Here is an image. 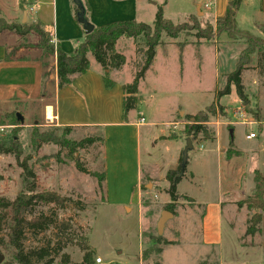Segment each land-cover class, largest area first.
Returning a JSON list of instances; mask_svg holds the SVG:
<instances>
[{"label": "rangeland", "instance_id": "374dc122", "mask_svg": "<svg viewBox=\"0 0 264 264\" xmlns=\"http://www.w3.org/2000/svg\"><path fill=\"white\" fill-rule=\"evenodd\" d=\"M209 3H211L209 7H205V4ZM219 3L220 6L214 0H166L163 16L174 24H185L188 28L180 33L178 40L194 41L196 39L193 36L196 31L191 29L193 21L200 27L209 23L208 20L202 19L200 14L197 16L196 5H200L204 17L209 18L213 16L214 11L223 7L222 0H219ZM12 9V7H4L1 17L3 19L12 17L14 15ZM247 15L246 9L240 11L238 28L250 32L264 45L263 31L251 28L250 18ZM21 18L20 13L15 20L4 19V21L34 24L27 16L24 22ZM152 22L145 20V23L150 25ZM39 30L44 34L43 43L55 46L50 34L42 27ZM153 39L150 30L143 31L135 39L121 38L115 44V50L125 59L122 67L115 70L121 71V79H128L131 75L132 81L144 62L143 52L146 50V42ZM160 40L168 46L170 53L164 56L161 48H157V57L148 68L151 70L144 73L139 83L142 82L140 96L143 97V101L140 104L144 108L142 112L146 125L157 123V127H150L153 133L168 131L182 136L158 146L156 152L164 162L162 167H166L165 165L171 163L176 155L180 158L186 146L185 116L194 115L199 111L204 112L213 103L215 92L223 87L225 75L234 69L238 55L247 44L242 40L231 41L225 35L213 39L212 44H205L200 40L198 48L186 46L181 64L178 60L175 40L164 35ZM0 46V74L3 73L2 69L5 66L1 61L3 48L6 52L12 50L13 59L40 58L46 63L47 70L50 69L51 60L54 58L42 56L39 39L32 31L25 32L21 37L11 31H3L0 33ZM248 58L247 68L242 73L243 95L246 101L241 102L234 88L231 87L230 94L222 96L218 101V104L224 107L223 113L217 112L215 116L209 117L207 126L214 135L216 133L218 142L222 143L224 139L229 141L230 135L232 136L234 144L232 143L231 153L237 152L238 156L231 158L234 164L243 169L244 185L249 184L253 188L254 172L257 170L264 175L263 164L252 172L260 161H264V151L260 147L264 146V137L259 141L247 140L248 127L236 123L233 118V112L239 111L251 116L260 127L264 124V61L260 62L256 54H251ZM46 72L49 75V71ZM47 81L48 76L45 82ZM20 93V89L13 83L7 82L2 85L0 83V142L8 139L15 141L21 151L20 159L26 160L32 167L39 188L56 192L69 200L66 201L64 208L48 206L43 210L48 213L50 209L56 213L59 223L69 222L73 230L79 228L74 232L78 236L87 238V243L95 252L94 264H140L139 253L141 254L144 249H147L149 255L142 264H153L157 261L159 256L151 253L150 248L153 247L152 238L159 236L156 222L160 213L164 211L165 203L169 202L166 193L169 183L165 180V172L162 173L158 167L156 175L152 177L153 185H148L147 189L142 188L144 189L141 196V204L144 206L142 220L135 213L126 214L118 208L102 205L104 187L102 181H98V176L104 173L101 141L96 140L92 145L76 148L74 151L53 143L54 140L62 138L76 142L87 136L97 138L100 137L99 133L84 128L71 129L70 132L65 133L62 127L46 119L30 117L26 114L24 105L19 109L15 108L14 102L10 99ZM16 112L22 116L23 122L18 121V124H14ZM168 119L171 124L166 127L164 123ZM37 134L46 135L48 140L43 141L37 137ZM140 138L142 151L146 149L155 153L151 147L152 142L143 137L142 130ZM214 147L215 144L211 141H194L192 149L187 153L184 175L176 186L179 198L174 204L175 215L167 219L160 235L169 241H179L180 245L177 247L166 245L165 252L159 260L161 264H264V213L259 225L260 231L253 237L245 236L247 220L254 212H247L245 207L224 217L227 218V227L233 231L232 236L235 237L238 246L230 240L221 247L210 249V252L188 244L189 237L183 225L191 220L198 221L205 204L216 201L221 196V192L231 188L229 181L224 180L226 161L215 153ZM227 148L228 146L226 150ZM148 162L145 153H142L141 169L144 173L148 170ZM77 163L85 172L77 169ZM20 172L13 156L0 154V196L13 199L19 193L22 188ZM229 174L230 169L228 179ZM190 175L193 176L191 180L187 179ZM123 178L130 188L131 181L127 182L126 176ZM146 183L144 177L142 185L145 186ZM249 195L242 199H246ZM183 196L193 200L195 205H191L189 201L183 199ZM233 208H236L235 204ZM55 233L56 230L51 228L36 236L28 234L25 246L40 247L50 238L54 242ZM0 252L4 256L3 261L7 260L5 252L3 250ZM62 253L67 254L73 263L81 261L82 252L75 241L67 244ZM96 258H100L101 261L97 262ZM53 264H59V257H55Z\"/></svg>", "mask_w": 264, "mask_h": 264}, {"label": "crops", "instance_id": "0c3cea01", "mask_svg": "<svg viewBox=\"0 0 264 264\" xmlns=\"http://www.w3.org/2000/svg\"><path fill=\"white\" fill-rule=\"evenodd\" d=\"M229 1L222 0L223 7L214 11L213 16L209 18L204 17L200 5H196L197 16L200 14L202 19L214 24L217 18L223 16ZM85 2L88 7L86 18L94 27L120 21L133 20L140 23H145V20L146 22L153 21L157 7L161 6L163 10L166 4V0H85ZM214 2L220 6L219 0H214ZM4 7H12L14 14L9 18L4 17L5 20L13 21L20 13L22 15L21 20H23L25 13L31 23H40L41 27L50 34L54 43L66 54L72 53L76 45L83 39L84 31L76 21L72 0H0V17ZM242 9H246L251 28H256L259 31L261 27H264V0H242L235 14L237 25L238 16ZM157 48H161L164 56H168L170 53L166 44L159 45ZM185 48L186 46L183 48L182 58ZM156 49L154 58L157 57ZM5 53L8 52L3 48L1 61L5 63V66L2 69L4 70L3 73L0 74L2 78L0 83L1 85L7 82L13 83L20 89L21 93L18 96L10 98L15 104L14 107L19 109L24 105V110L30 117L36 116L49 120L58 127L68 126L73 129L84 128L98 132L102 138V160L104 161L105 174V179L102 181L104 187L102 205L106 204L118 208L125 211L126 214L135 213L141 219L144 209L141 204L142 179L145 177L147 184L153 185L152 177L156 175L155 172L158 167L162 173H166L167 170L175 169L178 164L179 158L176 155L171 163L168 165L165 163L166 167H162L164 162L159 153L156 152L158 146L182 138L179 134L168 131L167 133H165L166 131L158 134L153 133L150 127H157V123L146 125L142 112L144 108L140 104L143 101V97L140 96L142 82L138 85L139 102L136 109L130 110L124 115L122 86L131 82V75H128V79L123 80L120 76L122 75L121 71H111L109 78L114 84L112 87L106 88L100 66L89 57V70L83 74L72 76L68 85L58 88L55 58L51 60L50 69L47 70L41 61L35 59L17 60L11 58L9 61H4ZM178 54L177 49V56ZM150 70L148 69V71ZM181 70L183 72V69ZM46 71H49V75L44 88L43 74ZM42 87L45 90L43 94ZM47 112H50V118H48ZM142 117L144 121L139 122ZM169 120L164 123V126L168 127L171 124ZM218 125L219 123L216 124V126ZM141 130L143 137L152 142L151 147L155 153L146 149L142 151ZM260 138L255 139V141H259ZM211 142L215 144V153L226 161L224 180L229 181L231 188L221 192V196L216 201L205 204L198 221L191 220L183 225L189 237L188 244L194 248L210 252V249L221 247L223 243L230 240L238 246L235 237L232 236L233 231L227 227V218L224 217L239 210L237 207L233 208L234 204L248 194L251 195L253 189L249 184L244 185L243 169L234 164L235 162L232 160L234 157L227 158L228 140L224 139L222 143L218 142L215 133ZM260 147L264 151V146L261 145ZM142 153H145L149 160L147 163L148 170L145 173L141 169ZM258 164L252 172L259 169L262 164L264 165V161H260ZM125 176L128 178L127 182L128 180L131 181L130 188L127 187L126 179L123 178ZM192 177L190 175L187 179L191 180ZM179 245V241H175V244L169 246L177 247ZM165 247L162 248L159 260L165 252ZM139 259L140 264H142L143 260L140 253Z\"/></svg>", "mask_w": 264, "mask_h": 264}, {"label": "trees", "instance_id": "16d2710c", "mask_svg": "<svg viewBox=\"0 0 264 264\" xmlns=\"http://www.w3.org/2000/svg\"><path fill=\"white\" fill-rule=\"evenodd\" d=\"M84 9L85 17L87 12V4L85 0H80ZM242 0H230L223 16L217 18L213 25L205 24L200 27L198 24L192 23L191 29L195 30L196 40L194 41H180L178 37L182 31H186L185 24H174L172 21L165 19L161 6H158L154 14L152 24L140 23L136 21H120L106 24L101 27H93L89 34H84L83 39L79 42L74 51L70 54L64 53L59 46L55 44L48 45L43 43V32L39 30L41 24L36 22L34 24H20L6 22L0 17V33L3 31H11L17 36L21 37L25 32L32 31L36 33L39 44L44 57L55 58V70L57 87L61 88L71 82L72 76L83 74L89 70L91 57L96 64H98L103 72L102 78L104 86L110 88L113 82L109 78V74L113 70H119L125 62L124 56L115 50V44L121 38L135 39L143 31H150L153 34V40L146 42V50L143 52L144 62L139 70L133 76L130 83L122 86L124 92L123 98V113L124 115L133 109H136L138 104V83L143 78L144 73L148 70L155 56V49L164 43L160 40L161 36L175 40L174 44L178 49V60L181 63L182 51L185 46L191 45L198 48L200 40L205 44H212L213 39L225 35L231 41H244L247 46L240 52L235 63L234 69L225 75V83L223 87L215 92L214 101L209 105L204 112L199 111L194 115H186L187 123L184 125V135L189 138L191 142L194 141H212L214 134L209 130L208 118L216 115L217 112L223 113L224 107L218 104L222 96L229 95L231 87L234 88L235 94L241 102H245L246 98L243 95L242 73L247 68L249 55L256 54L260 62L264 61V45L258 42V39L248 31L238 28L235 14L238 11ZM75 11V18L77 7L73 3ZM87 20V18H86ZM77 21V20H76ZM88 21V20H87ZM260 30L264 33V27ZM257 39V41H256ZM12 51V50H11ZM5 53L3 60L9 61L12 58V53ZM17 60H27V58L16 57ZM43 66L46 63L39 59ZM47 72H44V88L46 84ZM42 87V94L45 90ZM14 124L19 122L13 119ZM65 133L71 131V127H62ZM37 137L43 141H47L46 135L37 134ZM96 140L101 141V137L87 136L79 141H69L65 138L54 140L53 143L74 151L76 148H84L92 145ZM233 143L230 135L228 141V149L226 150L227 158L238 156L237 152L231 153V146ZM0 154L11 155L17 166L20 168V179L22 188L19 193L13 198L9 199L5 196H0V251L3 250L7 256V260L1 264H53L55 257H59V264H94V250L87 243L85 236H78L73 230V226L69 222H58L56 213L49 209L45 212L43 209L48 206H55L64 208L66 197H61L53 191L42 190L39 188L35 173L26 160L20 159L21 151L18 144L13 140H5L0 142ZM77 169L80 172H85L82 166L77 163ZM185 168L181 167V155L175 169L168 170L165 174V180L169 183V188L166 193L169 196V202L165 203L164 210L175 215L174 204L179 196L176 193V186L184 175ZM98 181H104V173L98 176ZM141 183L142 188L147 189ZM183 199L189 201L191 205H195L193 200L183 196ZM237 209L245 207L247 212L254 211L247 220V227L245 229V236L253 237L260 231V223L262 221V214L264 213V175L257 170L253 176V190L250 196L246 199L237 201L235 203ZM39 208V210H38ZM51 228L56 230L53 238L48 239L46 244L40 247L26 248L25 243L28 239V234L36 236L40 233L47 232ZM75 231V232H74ZM77 235V236H76ZM76 236V237H75ZM75 239V240H74ZM75 241L79 250L82 252L81 261L73 263L69 256L62 253L67 244ZM153 247L150 248L151 253L159 256L162 248L166 245H173L175 241H169L161 236L152 238ZM53 243V244H52ZM1 253V252H0ZM149 253L147 249L141 252L142 260L147 259ZM153 264H161L159 259Z\"/></svg>", "mask_w": 264, "mask_h": 264}, {"label": "water", "instance_id": "95a60500", "mask_svg": "<svg viewBox=\"0 0 264 264\" xmlns=\"http://www.w3.org/2000/svg\"><path fill=\"white\" fill-rule=\"evenodd\" d=\"M73 3L76 5L77 7V12H76V20L77 22L82 26V29L84 31V34H89L92 32L93 30V25L90 24L85 17V9L81 3L80 0H73ZM26 19V14H23V20L22 22H24ZM16 119L19 122H23V118L22 116H20L19 113L16 112ZM232 133V132H230ZM192 149V142L189 138H186V146L183 149L182 153H181V167L185 168L186 166V162H187V153L189 150ZM172 214L168 211H162L160 213V217L156 223V230H157V234L160 236L163 232V228L165 225V222L167 221L168 218H172ZM4 260V256L0 253V264L3 262Z\"/></svg>", "mask_w": 264, "mask_h": 264}, {"label": "built area", "instance_id": "2783aa9c", "mask_svg": "<svg viewBox=\"0 0 264 264\" xmlns=\"http://www.w3.org/2000/svg\"><path fill=\"white\" fill-rule=\"evenodd\" d=\"M211 3L209 4H205V7H209ZM52 43H54V40H52ZM233 118L234 120H236V123H239L243 126H247L248 127V133L246 135L247 139H258L260 137H264V124H262V126L260 127V124L258 122H256L253 118H251V116L247 115L246 113H242V112H233ZM49 121V120H48ZM144 119L140 118L139 122H143ZM202 146H200L201 148ZM97 262H100V258H96Z\"/></svg>", "mask_w": 264, "mask_h": 264}, {"label": "bare ground", "instance_id": "6f19581e", "mask_svg": "<svg viewBox=\"0 0 264 264\" xmlns=\"http://www.w3.org/2000/svg\"><path fill=\"white\" fill-rule=\"evenodd\" d=\"M47 113H48V115H47V116H48V118H50V112H47Z\"/></svg>", "mask_w": 264, "mask_h": 264}]
</instances>
